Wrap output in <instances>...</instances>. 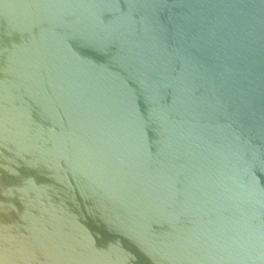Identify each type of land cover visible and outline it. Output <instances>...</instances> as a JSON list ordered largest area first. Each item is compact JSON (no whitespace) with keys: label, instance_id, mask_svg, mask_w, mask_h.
Instances as JSON below:
<instances>
[{"label":"water","instance_id":"1","mask_svg":"<svg viewBox=\"0 0 264 264\" xmlns=\"http://www.w3.org/2000/svg\"><path fill=\"white\" fill-rule=\"evenodd\" d=\"M0 264H264V0H0Z\"/></svg>","mask_w":264,"mask_h":264}]
</instances>
